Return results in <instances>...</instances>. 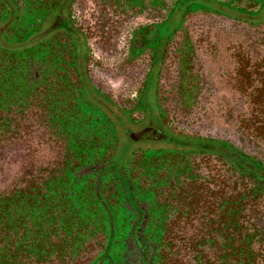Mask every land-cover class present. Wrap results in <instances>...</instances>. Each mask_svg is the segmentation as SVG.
<instances>
[{
    "label": "trees",
    "instance_id": "trees-1",
    "mask_svg": "<svg viewBox=\"0 0 264 264\" xmlns=\"http://www.w3.org/2000/svg\"><path fill=\"white\" fill-rule=\"evenodd\" d=\"M82 1L70 0L67 6L72 29H55L35 45L6 47L0 42V264H138L139 248H147L145 264H264L260 24L200 2L183 5L182 18L204 7L251 29L236 54L235 74L244 95L239 126L258 144L254 151L226 142L222 149L200 146L155 155L139 147L118 161L116 125L97 111L98 101L92 103L76 33L84 37L87 66L91 44L102 39L114 43L127 26L133 30L131 36L127 33V54L134 56L153 43L148 47L154 56L156 39L139 34L167 22L180 0H85L86 20L79 11ZM214 1L255 13L263 0ZM61 2L0 0V26L6 25V37L17 38L9 41H23L56 14ZM188 48L190 54L194 50L185 46L183 66L189 62ZM181 71L183 109L168 102L165 110L169 98L158 83L152 98L171 130L177 121L185 129V106L192 108L199 100L192 93L199 90L198 83L188 86L197 77L189 76L186 67ZM144 81L129 107L113 104L131 116L134 103L145 104Z\"/></svg>",
    "mask_w": 264,
    "mask_h": 264
},
{
    "label": "rangeland",
    "instance_id": "rangeland-1",
    "mask_svg": "<svg viewBox=\"0 0 264 264\" xmlns=\"http://www.w3.org/2000/svg\"><path fill=\"white\" fill-rule=\"evenodd\" d=\"M69 2L70 0H62L56 14L47 18L39 31L30 34L23 41L12 42L17 38L6 37L3 32L6 25L0 26L1 44L6 47H16L20 44L35 45L55 29H72L67 17ZM190 2H200L208 7L227 11L231 17L240 20L248 18L247 21L255 25L256 23L260 24L259 29L264 30V0L260 10L255 13L230 8L214 0H180L167 22L157 29L142 30L139 34L143 39L150 38L151 35L156 39L157 48L154 56L152 48L148 47L153 43L139 48L134 56L127 54V33L129 32L131 36L133 31H130L127 26L116 34L114 43L112 41L104 42L102 39L97 40L96 44H91V60L88 66L85 59L87 50L84 37L74 30L78 37V60L81 70L85 71L84 82L89 90L92 87L94 91L90 92V98L94 101L92 103L95 104L98 101L99 103L96 104L100 105V108L97 111L106 117L107 115L111 117L113 124L116 125L119 144L116 154L118 161L123 160L121 154L128 157L132 150L139 147L155 151L152 153L155 155L164 150L175 151L200 146L211 150L222 149L226 146L225 142L231 146L234 145L233 148L236 146L247 152H252L258 145H255L254 140L246 136L239 126L240 114L244 110L242 102L244 95L238 88L241 78L235 74L236 54L244 45V37L250 33L251 29L246 27V31L239 24V20L208 12L204 7L198 11L188 12L182 18L183 5ZM82 4L84 8L79 11L83 13L82 19L86 20L87 13H84V9H86L87 2L84 0ZM175 29L177 30L174 32ZM11 39L12 41H9ZM18 39H20L19 35ZM166 44L168 47L163 52L162 49H165ZM190 44L194 48V52L192 51L190 54V48L187 49L188 54L185 56L189 62L183 66L185 46L190 47ZM149 61L152 64L150 70ZM181 67L189 69V73L187 72L189 76L194 73L193 78L197 77V80H193L194 82L188 81V86L198 83L196 85L199 90L196 89L192 93L195 92L199 100L192 108H190V104L185 106L184 111L189 110L186 115L182 114L185 115L183 116L184 121L182 120L185 123V129L181 130L183 124L181 121H177L176 129L171 130L163 124L159 112L155 111L152 98L154 99L158 83L162 95H167L169 98L164 104L165 110L168 112L169 107L166 106L168 102L183 109L184 106L179 103V97L183 94V90L178 85V81L182 77ZM143 80H146L142 93L146 99L143 102L145 103L144 108L139 103H134V108L130 111L131 116L126 115V111L115 106L113 102L118 105L124 102L126 105L129 104L127 105L129 107L135 101V93ZM146 127L164 132L171 140L138 139L132 135ZM212 159L209 164L219 171L218 163ZM12 169H16V162L12 164Z\"/></svg>",
    "mask_w": 264,
    "mask_h": 264
},
{
    "label": "water",
    "instance_id": "water-1",
    "mask_svg": "<svg viewBox=\"0 0 264 264\" xmlns=\"http://www.w3.org/2000/svg\"><path fill=\"white\" fill-rule=\"evenodd\" d=\"M135 135V138H143V139H151V140H167L170 139V137L161 131H156L152 127H146L145 129H142L141 131L132 134Z\"/></svg>",
    "mask_w": 264,
    "mask_h": 264
},
{
    "label": "flooded vegetation",
    "instance_id": "flooded-vegetation-1",
    "mask_svg": "<svg viewBox=\"0 0 264 264\" xmlns=\"http://www.w3.org/2000/svg\"><path fill=\"white\" fill-rule=\"evenodd\" d=\"M168 141H170L171 140V138L170 139H167ZM135 199V198H134ZM136 201H138V200H136ZM140 201H138V203H139ZM130 212H133L132 210H131V208H130ZM130 215V218H129V222L130 223H132L134 220H135V218H133V216H131V214H129ZM145 251H147V248L145 249ZM144 250L142 251V248H139L138 249V252H137V260L139 261L138 262V264H145V261H143V259H142V257H143V255H145L146 254V252H145Z\"/></svg>",
    "mask_w": 264,
    "mask_h": 264
}]
</instances>
